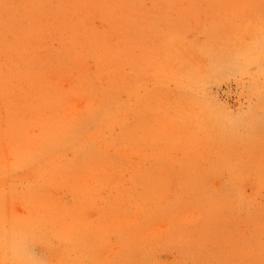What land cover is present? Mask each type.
I'll return each instance as SVG.
<instances>
[{
  "label": "rangeland",
  "instance_id": "obj_1",
  "mask_svg": "<svg viewBox=\"0 0 264 264\" xmlns=\"http://www.w3.org/2000/svg\"><path fill=\"white\" fill-rule=\"evenodd\" d=\"M54 1L56 5L58 1ZM170 1L114 0L111 5L121 26L113 21L114 11L104 17L98 15L96 21L98 27L117 34L110 37L108 48L117 45L123 53L121 59L100 56L117 71L121 82L124 123L115 124L114 130L121 129L124 136L121 158L127 182L135 181L137 188L150 197L174 185L162 195L167 207L187 205L195 196L206 197L207 201L194 207L201 214L195 220L173 224L172 230H183L182 240L157 238L153 244L143 240L146 249H141V262L264 264V8H172ZM188 3L181 0L177 5L187 7ZM199 3L203 5L205 0H196V5ZM0 4L15 7L0 8V145L6 152L0 154V221H5L0 230L5 235L4 242L0 239V264H59L60 259L61 264H74L75 255L80 260V254L83 256L91 245L86 239L73 249L68 241L72 236L75 239L77 232L72 228L63 238L58 229L62 220L53 217L40 199L32 200L39 186L37 179L48 164L34 158L26 164L20 156H13L8 145L13 134L8 126L15 119L23 122L18 125L27 127V139L49 129L43 124L44 118L54 105L61 114L74 116L76 108L84 105L88 91H70L74 101L62 103L66 94L60 93L70 89L71 77L66 75V80L59 81L56 69L67 64L69 57L74 58L65 50L71 48L65 39L73 37L77 47L83 48L93 39V45L99 46L98 36L94 27L84 24L76 30L66 21L60 26L55 22L59 8H54L47 23L37 27L48 26V34L63 31L64 38L54 34L44 38L43 32L41 37L39 32L35 36L31 25L38 15L36 8H26V0H0ZM48 9H43L44 15L50 14ZM76 11L66 14L73 17ZM19 34L25 37L26 50L13 52ZM6 39L11 40L12 51L6 50ZM216 57L221 63L211 67L210 61ZM120 63L123 69H118ZM188 69H192V76H188ZM100 79L104 81V77ZM175 100L181 103L175 104ZM184 104H189L186 110ZM111 107L110 101L104 104L108 111ZM33 114L36 117L32 122L25 119ZM89 117L83 118L86 126ZM86 126L75 129L68 143L65 141L66 156H61L62 148L55 152L60 161L76 160L73 148ZM20 136L16 134V138ZM43 136L47 139L46 134ZM16 174L23 177L16 178ZM102 175L96 185H105V193L114 194L109 186L117 178ZM45 182L41 179L42 186ZM235 185L243 187L237 200L233 196ZM119 187L124 186L120 183ZM93 188L91 200L102 212L116 210L107 200H100L99 188ZM23 191L26 200L16 203L15 217L8 216L1 202L4 194L20 196ZM135 217L141 227L147 214L142 211ZM194 229L204 233L200 246L189 240L193 235H187L196 232ZM96 236L101 237L98 244L103 246L102 233ZM109 245L107 252L112 253Z\"/></svg>",
  "mask_w": 264,
  "mask_h": 264
},
{
  "label": "bare ground",
  "instance_id": "obj_2",
  "mask_svg": "<svg viewBox=\"0 0 264 264\" xmlns=\"http://www.w3.org/2000/svg\"><path fill=\"white\" fill-rule=\"evenodd\" d=\"M57 1L58 3L55 5L54 0H29L28 3L26 0L25 7L36 8L35 12L38 14L34 20L35 22L31 25L33 28L32 31L35 36H38L36 32H39V34L43 32L44 38H52L53 34L60 39L64 38L63 31L48 34L46 31L47 25H45L47 27L44 28L37 27L39 24L48 22L50 16L55 12L54 8H59L56 9V15L59 18L55 22H60V26H62L61 21H66V23L69 24L68 26L73 30L84 27L80 26L81 24L90 26L91 28L94 27L96 35L98 36L97 41L99 46L93 45L94 39L91 40V42H85L82 45L83 48L77 47L73 37L68 40L65 39L71 46V48L65 50L67 53L73 54L74 58L72 59V57L68 56L70 59L67 64L60 66L61 68L57 67L56 69L58 75L57 79L59 81H61V78L62 80H66V75L71 77L69 81L70 89L60 93L66 94L62 97V103L70 104L74 101L70 91L76 92L79 89L82 90L85 88L88 91V96L84 105L76 108L74 116L69 117L68 113L61 114L58 106L54 105L51 113L47 118H44L46 121H44L43 124L48 125L49 129H44V131L38 133L35 137L26 139L25 136L30 132L27 130V127L18 125L24 123L17 119L10 121L8 127L12 129L13 134L11 139L12 142L8 143V145L10 144V151L13 152V156H20L23 158L22 161L26 162V164H28L29 161V164H31L33 158L41 163L44 162L48 164V166L43 169L44 173L41 175V179L46 182L42 186L41 179H37L39 186L32 200L35 199L36 201L40 199L53 217L62 220L63 224L59 225L58 229L63 238L66 236V232L72 228L77 232L76 238L73 239L72 236V241H68L72 243L73 249L76 245L80 246L86 239L85 242L93 246V250L90 252L91 246L86 249L83 254L84 257L80 254V260L79 257H77L78 255H75L72 260L73 262L75 259L74 264H80L83 259L84 264H86V260L89 262L88 264H168L160 263L154 259H147L141 262V249H146V246H142L143 240H150L152 244L157 238L171 237L172 239L182 240L183 230H172L173 224L180 223L183 225L181 222L186 224V221L189 219H191V222L195 220L197 218L196 215L201 214L197 212L194 207L202 203L207 204L205 200L206 197L199 198L195 196L187 205L181 206L177 204L172 207H167V204H165L166 200L162 195L167 194L166 192L169 190V187L174 185L161 188L158 193L150 197L148 193L137 188L134 179V182H127V169L121 158L124 136L121 129L117 132L114 130L115 124L120 125L124 123V117H122L124 104H121L120 94L121 82L120 78L117 77V71L113 70L110 63L100 56L107 54L121 59L123 58V53L117 45L112 48H108L107 45L110 41V37L116 38L117 34L115 32L110 33L109 30L100 28L96 24L97 17H104L106 12L114 11L113 21L121 26V20L117 17L116 8L111 5L114 0ZM179 1L181 0L170 1L172 8H264V0H205L203 5L200 3L196 5V0H189L187 7H181L179 4L177 5ZM32 4H34V7H30ZM0 8L15 7L7 4L0 6ZM40 8L42 9L39 13ZM44 8H49V15H44ZM80 8H82L80 18H77L76 16ZM75 10L77 11L73 17L66 14V12ZM38 28L40 31H38ZM77 37L78 41L81 42L80 35ZM100 38L104 45H102ZM6 41V50L12 51L11 40L6 39ZM24 43L25 37L19 34V36L16 37L13 52H16L17 49L20 52L26 50ZM220 63L221 60L219 57L212 58L210 61L211 67L218 66ZM119 67L123 69L122 63L118 65V69ZM188 72V76L193 75L192 69H188ZM100 77H104V81L101 80ZM188 81L189 77L188 79H184L185 85ZM174 93L175 92H172V94ZM77 95L78 98L81 97L79 93H77ZM1 97L2 91L0 90V99ZM107 101H110L112 105L110 111L104 108V104L107 103ZM174 103L179 104L181 102L175 100ZM59 105L66 106L63 104ZM188 105L184 104L183 108L185 107L184 109L186 110ZM76 106V103H74V107ZM183 108L181 111H184ZM15 114L16 112L14 115ZM86 115H90L88 126H86L83 121ZM35 117L36 115L33 114L29 115V117H25V119L32 122ZM82 125L86 126L83 129L84 132H82L84 135L82 139L79 140L78 145L73 148L76 160L74 161V159L66 158L64 161H60L55 152L62 148L61 156H66L63 150V144L74 135L75 129L82 127ZM16 134H22L23 136L16 138ZM45 134L47 135V139L43 136ZM88 138L91 140L88 141ZM3 148L4 147L0 145V154L5 155L6 152H3ZM45 155L51 157L46 159ZM46 171H49V176L46 174ZM103 173L104 177L114 175L113 177L117 178L114 184L109 186V192L112 191L114 194L105 193L107 192L105 189L107 186L105 187V185H103L100 188L98 186L101 185H96V179L100 180ZM7 177L8 176H6L5 179ZM15 177L20 178L23 176L16 174ZM120 183L123 184V188L119 187ZM94 186L101 190L102 198L100 200H107V204H109L112 209L115 206L116 210L108 208L103 212L101 211L98 205L91 200ZM113 186L116 187L113 188ZM10 188L11 185L8 189L10 190ZM242 189V185L234 186L233 196L236 200L238 199V194L242 197ZM2 190L4 191L6 189L3 188ZM203 192L208 194L206 190ZM253 194L255 195L256 193L253 191ZM27 197H29V194ZM83 197L85 199H83ZM20 199L26 200V192L23 191L20 196L8 192L4 194L3 201L1 202L6 208V214L8 216L15 217L17 215L16 203H18ZM240 202L241 201H238L236 203L240 204ZM133 207H137V209ZM142 211L147 214V218L144 220V224H142L141 227L148 228L137 226L135 215L138 216ZM137 219L139 218L137 217ZM161 220L165 221V225ZM4 222V220L0 221V230L5 227ZM156 224H158V226L155 229ZM83 228H85V234ZM194 230H196V232L187 235H193V238L190 237L189 240L193 241L196 246H200L203 243L204 233L201 230ZM79 232L81 236H79ZM98 233H102L103 235V246L98 244L101 238L96 236ZM4 237V233L0 231V239L2 242H4ZM187 240L186 237L185 241L187 242ZM108 245L112 253L107 252ZM262 248H264V245ZM98 249L100 250L98 251ZM59 264H61V259Z\"/></svg>",
  "mask_w": 264,
  "mask_h": 264
}]
</instances>
